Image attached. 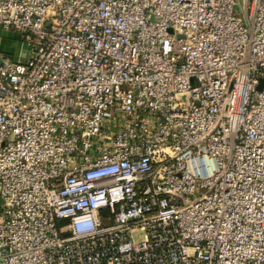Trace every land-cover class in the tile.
<instances>
[{"label": "built area", "instance_id": "2783aa9c", "mask_svg": "<svg viewBox=\"0 0 264 264\" xmlns=\"http://www.w3.org/2000/svg\"><path fill=\"white\" fill-rule=\"evenodd\" d=\"M0 25L31 46L0 51V264H264V0H0Z\"/></svg>", "mask_w": 264, "mask_h": 264}, {"label": "rangeland", "instance_id": "374dc122", "mask_svg": "<svg viewBox=\"0 0 264 264\" xmlns=\"http://www.w3.org/2000/svg\"><path fill=\"white\" fill-rule=\"evenodd\" d=\"M30 50L31 46L21 38L19 31L6 29L0 25V51L15 57L20 56L18 54L28 55Z\"/></svg>", "mask_w": 264, "mask_h": 264}]
</instances>
